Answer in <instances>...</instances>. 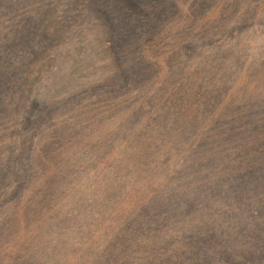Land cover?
Wrapping results in <instances>:
<instances>
[{
	"label": "rangeland",
	"instance_id": "rangeland-1",
	"mask_svg": "<svg viewBox=\"0 0 264 264\" xmlns=\"http://www.w3.org/2000/svg\"><path fill=\"white\" fill-rule=\"evenodd\" d=\"M0 264H264V0H0Z\"/></svg>",
	"mask_w": 264,
	"mask_h": 264
},
{
	"label": "trees",
	"instance_id": "trees-1",
	"mask_svg": "<svg viewBox=\"0 0 264 264\" xmlns=\"http://www.w3.org/2000/svg\"><path fill=\"white\" fill-rule=\"evenodd\" d=\"M167 203H168V202H167ZM150 210H151V209H150ZM150 210H149L148 212H149V214H153V215H152L153 218H154L155 215H157L156 212L158 213L159 211H161V212H159V213H164L162 209L159 210V211H158V209H152L151 211H150ZM159 213H158V214H159ZM150 217H151V216H150ZM152 217H151V218H152ZM153 218H152L151 220H155V219H153ZM151 220H149V221H151ZM155 226H157L156 223H155Z\"/></svg>",
	"mask_w": 264,
	"mask_h": 264
}]
</instances>
